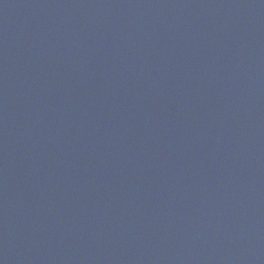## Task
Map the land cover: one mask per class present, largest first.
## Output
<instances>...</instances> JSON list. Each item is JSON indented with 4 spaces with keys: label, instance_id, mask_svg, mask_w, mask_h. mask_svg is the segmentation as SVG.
I'll list each match as a JSON object with an SVG mask.
<instances>
[{
    "label": "water",
    "instance_id": "water-1",
    "mask_svg": "<svg viewBox=\"0 0 264 264\" xmlns=\"http://www.w3.org/2000/svg\"><path fill=\"white\" fill-rule=\"evenodd\" d=\"M0 264H264V0H0Z\"/></svg>",
    "mask_w": 264,
    "mask_h": 264
}]
</instances>
